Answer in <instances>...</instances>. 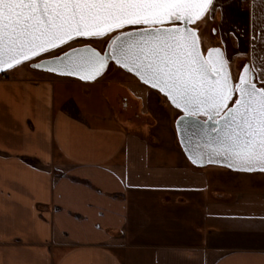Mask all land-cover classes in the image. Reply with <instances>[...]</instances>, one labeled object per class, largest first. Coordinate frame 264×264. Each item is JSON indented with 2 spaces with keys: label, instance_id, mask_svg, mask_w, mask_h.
<instances>
[{
  "label": "crops",
  "instance_id": "1",
  "mask_svg": "<svg viewBox=\"0 0 264 264\" xmlns=\"http://www.w3.org/2000/svg\"><path fill=\"white\" fill-rule=\"evenodd\" d=\"M219 6L234 22L228 56L264 60V0ZM63 78L0 74V264H264V187L215 183L194 165L178 109L165 124L173 153L151 151L146 109L170 115L139 79ZM100 87L102 115L85 102Z\"/></svg>",
  "mask_w": 264,
  "mask_h": 264
},
{
  "label": "snow or ice",
  "instance_id": "2",
  "mask_svg": "<svg viewBox=\"0 0 264 264\" xmlns=\"http://www.w3.org/2000/svg\"><path fill=\"white\" fill-rule=\"evenodd\" d=\"M218 6L219 0H0V72L29 61L44 67L51 57L61 66L47 71L95 80L114 61L181 110L178 119L206 117L211 127L201 131L214 134L212 150L229 167L264 172V60L242 65L234 80L225 51L202 48L200 26ZM92 40L104 41L103 53L73 44Z\"/></svg>",
  "mask_w": 264,
  "mask_h": 264
},
{
  "label": "rangeland",
  "instance_id": "3",
  "mask_svg": "<svg viewBox=\"0 0 264 264\" xmlns=\"http://www.w3.org/2000/svg\"><path fill=\"white\" fill-rule=\"evenodd\" d=\"M234 22L231 21V19H223L221 14L220 6L216 8L214 19L213 18H206V22L202 23L200 26L201 31V45L202 48H208L213 45L221 46L226 54V57L229 60V64L233 73V77L235 79L236 76H238L242 65L244 64V60L246 59L247 55L244 53L243 50H239L234 52L232 56H228L226 50V40H229L230 38V32L229 30H233ZM216 29L215 34H213L212 29ZM233 36V35H232ZM84 43H91L94 46L98 47L100 50H104L105 44L103 40H92V41H84L79 44ZM74 46L79 45L75 42H73ZM32 61H29L27 64H22L16 68H13L11 70H8L7 73L9 75H28V76H40V75H48L50 77H55L57 79H64L65 76L56 75L50 72L41 71L35 68H32L30 66V63ZM129 80L131 81H139L135 75L132 73L126 71L125 69L121 68L114 62H111L108 66L107 71L100 77H98L95 80L92 81H83L82 83H85L86 85H89L90 87L94 86V83H109V82H117L118 84L124 86L129 85ZM140 82V81H139ZM80 87H78V91ZM82 91V90H81ZM91 98H85V102L88 105V107H93L94 110L99 111V113L102 115V112H105L109 106V100L103 95L101 87L98 89V91H95L90 94ZM123 99L116 102L117 108H120L119 110L123 109ZM164 101L167 104V112H169L170 117H165L166 115V108L160 106L157 108H147L148 112H152L153 116L157 120V125L155 128L152 129V127H148L147 125L141 126L140 131L146 135L150 142V150H158L161 154L162 152L166 154L167 156H170L172 154L173 150V143L170 142L169 138H165V131H166V122L168 119H175V113L176 108L168 101V99L164 98ZM122 108V109H121ZM134 109L129 112L130 115L127 116H133ZM180 113V112H178ZM149 115V114H148ZM145 120V119H144ZM139 121H143V119H139ZM152 121L151 118H147L145 120ZM175 122V120H174ZM155 136H157V140L155 139ZM179 149V146H178ZM181 151V150H180ZM177 153V151H176ZM173 159V158H172ZM203 169L209 170V172L214 173L218 176L217 179L214 180L215 183H223L226 184V181H229L227 183L229 186L233 185V183L239 184L238 186H244V187H264V172L261 171H253V172H245V171H239L236 169H230L225 166L221 165H215V164H208L205 166H201ZM222 174L224 176H222ZM241 182V183H240ZM221 184L219 186H221Z\"/></svg>",
  "mask_w": 264,
  "mask_h": 264
},
{
  "label": "water",
  "instance_id": "4",
  "mask_svg": "<svg viewBox=\"0 0 264 264\" xmlns=\"http://www.w3.org/2000/svg\"><path fill=\"white\" fill-rule=\"evenodd\" d=\"M85 44H87L91 48H94L98 51H101L102 53L104 51V50H100L98 47L94 46L91 43H85ZM85 44L75 45L74 47L75 48H83ZM213 47H220L222 50H224L221 46H218V45L210 46V47H208V49L213 48ZM68 51H69V57L72 59H75L77 54L72 52L71 49H69ZM67 60H68V58H65V62H67ZM110 62H114V61H111V60L109 61V63L107 65L105 71L103 72V74L107 71ZM32 63L33 62L30 63V66ZM42 63L45 65L44 67H38L35 69L45 71V72H50V71L46 70L48 67H59V66H61L59 61L53 62L51 57H45V59H44V61H42ZM244 64H248L250 67L249 62H245ZM229 67H230V64H229ZM230 69H231V67H230ZM2 73H4V72H0V74H2ZM50 73L60 75V76H69V77L80 79L78 75H61L58 72H50ZM132 74L135 75V73H132ZM239 74H240V72H239ZM98 77H100V76H98ZM136 78L139 79L137 76H136ZM80 80H82V79H80ZM83 81H92V80H83ZM258 87H259V84H258ZM229 106H231V105H229ZM179 112H180L179 115L175 119L174 127H175V131H176V135H177L179 144H180L183 152L185 153V155L188 157V159L192 163H193V159H196L197 163H193V164L197 165V166H205L208 164H215V165H221V166L228 167L230 169H236L237 170V168H235V167H229L228 166V164L231 163L230 160H228L227 158H225L223 156H217L214 153V151L212 150L216 147V145L214 143H212V140H211V135H214V134L205 136L204 132L201 131V128H203L204 131H207L211 127L210 124L205 123L206 117L200 116L198 118H187L184 120H180V119H178V117L182 115V112H181V110H179ZM197 119L200 121L199 124H195V121ZM193 124H195L194 127H193Z\"/></svg>",
  "mask_w": 264,
  "mask_h": 264
},
{
  "label": "flooded vegetation",
  "instance_id": "5",
  "mask_svg": "<svg viewBox=\"0 0 264 264\" xmlns=\"http://www.w3.org/2000/svg\"><path fill=\"white\" fill-rule=\"evenodd\" d=\"M85 44V43H84ZM79 45H81V44H79ZM103 50V49H102ZM111 63V62H110Z\"/></svg>",
  "mask_w": 264,
  "mask_h": 264
}]
</instances>
